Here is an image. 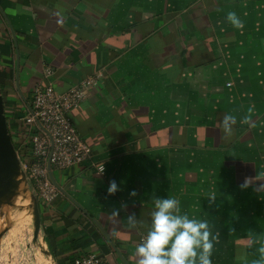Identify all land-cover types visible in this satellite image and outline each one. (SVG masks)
I'll return each mask as SVG.
<instances>
[{
	"label": "crops",
	"instance_id": "0c3cea01",
	"mask_svg": "<svg viewBox=\"0 0 264 264\" xmlns=\"http://www.w3.org/2000/svg\"><path fill=\"white\" fill-rule=\"evenodd\" d=\"M46 67L58 90L96 79L72 117L106 167L53 169L62 193L40 206L53 264L91 253L136 264L154 197L209 221L212 264L259 259L264 181L240 185L264 177V0H0V81L20 151L17 118ZM249 108L255 127L240 123ZM225 114L237 117L229 137ZM133 213L142 227L128 226Z\"/></svg>",
	"mask_w": 264,
	"mask_h": 264
},
{
	"label": "built area",
	"instance_id": "2783aa9c",
	"mask_svg": "<svg viewBox=\"0 0 264 264\" xmlns=\"http://www.w3.org/2000/svg\"><path fill=\"white\" fill-rule=\"evenodd\" d=\"M52 75L53 69L46 67L44 77L32 88L31 100L22 116L17 118L19 131L29 144L26 152L18 148L22 165L40 203H51L62 193L51 178L49 165L53 171L89 164L99 173H106L103 163L93 161V149L72 117L73 110L97 84L96 79L87 77L66 90H58ZM10 128L14 135V129ZM73 264L111 263L100 254L91 253L77 257Z\"/></svg>",
	"mask_w": 264,
	"mask_h": 264
},
{
	"label": "clouds",
	"instance_id": "9594fccd",
	"mask_svg": "<svg viewBox=\"0 0 264 264\" xmlns=\"http://www.w3.org/2000/svg\"><path fill=\"white\" fill-rule=\"evenodd\" d=\"M226 19L234 28L243 29L244 24L235 12H228ZM236 123L235 115L223 116L220 126L225 137L232 135ZM240 123L255 127L251 108ZM255 181H264V177L245 178L240 187L246 189ZM118 190L120 189L116 181H111L108 194L114 195ZM256 190L264 191V183L259 184ZM136 194L135 191L130 193L131 196ZM215 197V194H212L207 198L214 201ZM152 203L154 209L151 212L150 227L135 248L136 264H212L214 242H219V233L213 234L209 221L190 218L187 213L181 214L180 202L175 198L154 197ZM112 215L119 216L118 210H114ZM127 220L132 229L143 226V222L139 221L134 213L128 215ZM252 243L261 245L258 248L259 259L253 261V264H264V242L253 240Z\"/></svg>",
	"mask_w": 264,
	"mask_h": 264
},
{
	"label": "water",
	"instance_id": "95a60500",
	"mask_svg": "<svg viewBox=\"0 0 264 264\" xmlns=\"http://www.w3.org/2000/svg\"><path fill=\"white\" fill-rule=\"evenodd\" d=\"M6 108L0 81V249L2 240L15 222L12 215L13 210L18 206V200H27L30 201L27 209L32 215V241L34 244H39L42 253L50 257L54 263V257L46 246L45 237L42 236L41 203L23 168L22 158L13 139ZM49 169L54 181L51 165H49Z\"/></svg>",
	"mask_w": 264,
	"mask_h": 264
},
{
	"label": "rangeland",
	"instance_id": "374dc122",
	"mask_svg": "<svg viewBox=\"0 0 264 264\" xmlns=\"http://www.w3.org/2000/svg\"><path fill=\"white\" fill-rule=\"evenodd\" d=\"M4 96L7 99V92H4ZM6 104L8 111L13 109L17 112V109L10 107V103L7 102ZM29 203L30 201L19 199L17 208L13 210L12 218L15 222L11 228V233H8L2 240L0 264H53L50 257L42 253L40 245L34 244L32 241V215L27 209Z\"/></svg>",
	"mask_w": 264,
	"mask_h": 264
},
{
	"label": "trees",
	"instance_id": "16d2710c",
	"mask_svg": "<svg viewBox=\"0 0 264 264\" xmlns=\"http://www.w3.org/2000/svg\"><path fill=\"white\" fill-rule=\"evenodd\" d=\"M2 88H3V90H4V85H2ZM5 100H6V102H7V99L5 98ZM30 100H31V98H30ZM28 102H29V100H28ZM16 116V115H15ZM14 137V136H13ZM18 140L16 139V137L14 138V142L16 143ZM74 262V261H73Z\"/></svg>",
	"mask_w": 264,
	"mask_h": 264
},
{
	"label": "bare ground",
	"instance_id": "6f19581e",
	"mask_svg": "<svg viewBox=\"0 0 264 264\" xmlns=\"http://www.w3.org/2000/svg\"><path fill=\"white\" fill-rule=\"evenodd\" d=\"M8 233H11V230Z\"/></svg>",
	"mask_w": 264,
	"mask_h": 264
}]
</instances>
